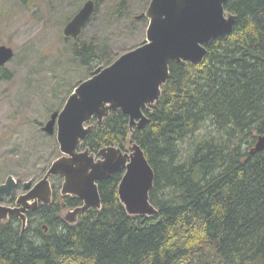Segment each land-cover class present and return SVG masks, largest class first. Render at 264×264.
Here are the masks:
<instances>
[{
  "label": "trees",
  "instance_id": "1",
  "mask_svg": "<svg viewBox=\"0 0 264 264\" xmlns=\"http://www.w3.org/2000/svg\"><path fill=\"white\" fill-rule=\"evenodd\" d=\"M128 1L116 5L119 15H130ZM225 10L236 16L233 32L207 45L204 62L170 64L145 128L132 131L129 117L113 111L93 120L81 145L93 154L140 145L155 173L157 215L128 214L118 172L99 183L102 207L75 223L60 204L25 231L0 222V264H264V150L251 153L264 135V0H229ZM79 39L71 54L89 76L112 62L106 48Z\"/></svg>",
  "mask_w": 264,
  "mask_h": 264
},
{
  "label": "water",
  "instance_id": "2",
  "mask_svg": "<svg viewBox=\"0 0 264 264\" xmlns=\"http://www.w3.org/2000/svg\"><path fill=\"white\" fill-rule=\"evenodd\" d=\"M229 0H152L146 13L150 24L147 42L121 56L113 64L100 68L90 79L82 82L68 99L64 109L52 115L44 128L54 135L64 157L57 160L45 178L27 195L26 201L51 195V176L65 179L62 193L83 201L67 218L72 222L81 212L100 209L102 200L99 183L125 171L119 187V197L131 216H155L158 211L150 202L155 173L142 147L133 144L129 152L108 147L97 155L78 149L92 131L86 127L93 120L99 122L113 111L129 117L130 128L143 129L149 122L146 111L158 102L162 86L170 77V64H200L204 62L207 45L233 32L236 16L226 12ZM96 12V3L88 1L64 30L67 38L78 39ZM11 48L0 46V67L14 58ZM264 150V135L260 136L251 153ZM34 182L25 184L30 189ZM17 184L13 177L0 186V221L17 210L3 207L6 196L14 193ZM20 201V202H21Z\"/></svg>",
  "mask_w": 264,
  "mask_h": 264
},
{
  "label": "rangeland",
  "instance_id": "3",
  "mask_svg": "<svg viewBox=\"0 0 264 264\" xmlns=\"http://www.w3.org/2000/svg\"><path fill=\"white\" fill-rule=\"evenodd\" d=\"M93 1L96 13L79 41L94 42L112 56L110 64L92 71L95 74L147 42L150 20L146 13L152 0L146 9L145 0H129V16L116 11L122 0ZM83 4L82 0H0V46L15 52L14 58L0 67V186L13 177L20 182L17 197L25 191L29 193L34 185L26 189L25 183L38 184L52 165L64 157L57 128L54 135L44 128L54 113L64 109L75 89L94 76H89L88 67L77 64L71 54L78 39L64 35L66 26ZM92 122L86 127L92 126ZM85 151L81 146L78 149L79 153ZM50 182L56 203L62 205L60 214L67 220L79 207L64 206L65 199L74 196L63 195V177L51 176ZM79 215L71 223L77 222ZM16 223L23 230L22 223Z\"/></svg>",
  "mask_w": 264,
  "mask_h": 264
},
{
  "label": "flooded vegetation",
  "instance_id": "4",
  "mask_svg": "<svg viewBox=\"0 0 264 264\" xmlns=\"http://www.w3.org/2000/svg\"><path fill=\"white\" fill-rule=\"evenodd\" d=\"M88 1H90V0H86V1L82 0V4L84 2L82 8L84 7V5ZM14 180L17 184L14 193L11 196H6L1 205L3 207L18 211L16 213L9 214V216H8L7 220H5V222H9L11 220L17 219L16 222L20 221L22 223V229H23L22 231H25L26 230L25 227H26V225H28L27 223H30L31 218H35L38 220V218H41V216H42L41 212H43V209H46L52 205L57 206V203L55 201L56 200L55 199V189L53 188V185L50 182L51 195L49 196L50 199L47 203H44L42 198H37L35 200H30V201L28 200L25 203H23L20 200V198L23 196H27L36 187L37 184H36V182H34V185L32 186V189L29 191V193L25 191L21 196L17 197L16 192L18 190H20V188H19L20 182L17 181L16 179H14ZM25 184L23 185V187H25ZM42 227L45 230V233L49 232V228L47 226H45V227L42 226Z\"/></svg>",
  "mask_w": 264,
  "mask_h": 264
}]
</instances>
